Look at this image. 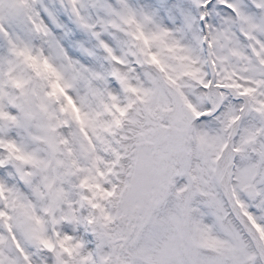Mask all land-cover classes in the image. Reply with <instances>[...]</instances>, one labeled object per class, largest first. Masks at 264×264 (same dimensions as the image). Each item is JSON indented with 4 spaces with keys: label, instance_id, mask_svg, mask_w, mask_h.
Returning a JSON list of instances; mask_svg holds the SVG:
<instances>
[{
    "label": "snow or ice",
    "instance_id": "snow-or-ice-1",
    "mask_svg": "<svg viewBox=\"0 0 264 264\" xmlns=\"http://www.w3.org/2000/svg\"><path fill=\"white\" fill-rule=\"evenodd\" d=\"M0 264H264V0H0Z\"/></svg>",
    "mask_w": 264,
    "mask_h": 264
}]
</instances>
